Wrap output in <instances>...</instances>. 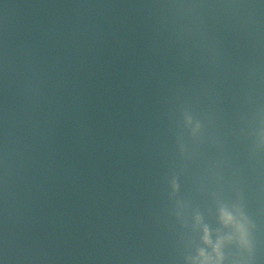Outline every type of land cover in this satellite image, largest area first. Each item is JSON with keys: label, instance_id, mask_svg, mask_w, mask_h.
<instances>
[{"label": "water", "instance_id": "95a60500", "mask_svg": "<svg viewBox=\"0 0 264 264\" xmlns=\"http://www.w3.org/2000/svg\"><path fill=\"white\" fill-rule=\"evenodd\" d=\"M0 264H264V0H0Z\"/></svg>", "mask_w": 264, "mask_h": 264}, {"label": "clouds", "instance_id": "9594fccd", "mask_svg": "<svg viewBox=\"0 0 264 264\" xmlns=\"http://www.w3.org/2000/svg\"><path fill=\"white\" fill-rule=\"evenodd\" d=\"M222 215H223V214H222ZM223 218H224L225 220L230 219V217H227L226 215H223Z\"/></svg>", "mask_w": 264, "mask_h": 264}]
</instances>
